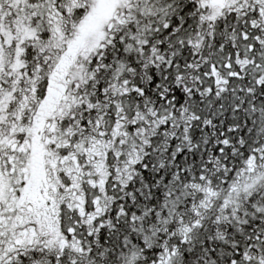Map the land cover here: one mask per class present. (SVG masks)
<instances>
[{
  "label": "snow or ice",
  "instance_id": "obj_1",
  "mask_svg": "<svg viewBox=\"0 0 264 264\" xmlns=\"http://www.w3.org/2000/svg\"><path fill=\"white\" fill-rule=\"evenodd\" d=\"M0 264H264V0H0Z\"/></svg>",
  "mask_w": 264,
  "mask_h": 264
}]
</instances>
